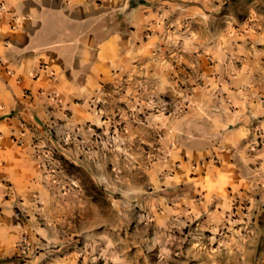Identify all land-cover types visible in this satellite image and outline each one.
I'll use <instances>...</instances> for the list:
<instances>
[{
  "label": "crops",
  "instance_id": "0c3cea01",
  "mask_svg": "<svg viewBox=\"0 0 264 264\" xmlns=\"http://www.w3.org/2000/svg\"><path fill=\"white\" fill-rule=\"evenodd\" d=\"M125 1L0 0V264H85L68 243L41 241L35 147L50 129L96 126L106 88L145 70L160 37L151 6L127 9ZM229 52L224 64L202 69L218 74L209 78L208 99L192 94L183 113L157 119L154 146L165 155L150 174L167 205L217 216L229 193L264 185V98L253 66L232 62ZM22 235L29 246L23 258Z\"/></svg>",
  "mask_w": 264,
  "mask_h": 264
},
{
  "label": "rangeland",
  "instance_id": "374dc122",
  "mask_svg": "<svg viewBox=\"0 0 264 264\" xmlns=\"http://www.w3.org/2000/svg\"><path fill=\"white\" fill-rule=\"evenodd\" d=\"M148 1L160 42L145 70L106 88L96 126L50 129L35 147L41 241L68 243L85 264H264V185L229 193L211 216L167 205L150 174L165 155L158 117L183 113L192 94L208 99L218 74L202 69L224 64L225 50L253 66L264 98V0Z\"/></svg>",
  "mask_w": 264,
  "mask_h": 264
},
{
  "label": "built area",
  "instance_id": "2783aa9c",
  "mask_svg": "<svg viewBox=\"0 0 264 264\" xmlns=\"http://www.w3.org/2000/svg\"><path fill=\"white\" fill-rule=\"evenodd\" d=\"M1 9H2V7L0 6V10ZM0 183L4 184V181L2 179H0ZM12 215L16 221V224L21 225L23 222V219H24V216L22 215L21 211L16 209L13 211ZM28 247L29 246L27 244L26 237L24 235H22L20 237V240L17 243V248L21 254V256H20L21 258H23V256L25 255V253L29 249Z\"/></svg>",
  "mask_w": 264,
  "mask_h": 264
},
{
  "label": "water",
  "instance_id": "95a60500",
  "mask_svg": "<svg viewBox=\"0 0 264 264\" xmlns=\"http://www.w3.org/2000/svg\"><path fill=\"white\" fill-rule=\"evenodd\" d=\"M127 9H135L138 6H149L150 3L147 0H126Z\"/></svg>",
  "mask_w": 264,
  "mask_h": 264
}]
</instances>
